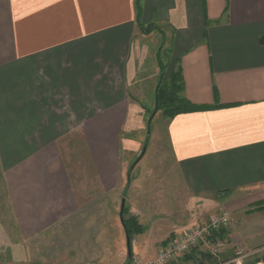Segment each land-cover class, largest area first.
I'll use <instances>...</instances> for the list:
<instances>
[{
  "label": "crops",
  "instance_id": "1",
  "mask_svg": "<svg viewBox=\"0 0 264 264\" xmlns=\"http://www.w3.org/2000/svg\"><path fill=\"white\" fill-rule=\"evenodd\" d=\"M161 64L201 108L156 112L145 153L157 158L135 183L160 179L175 209L180 194L185 213L168 222L178 236L224 211L231 244H264V206L253 210L264 202V0H0V158L14 164L6 189L23 239L76 205L67 138L92 147L79 161L101 194L118 190L120 132L154 109Z\"/></svg>",
  "mask_w": 264,
  "mask_h": 264
},
{
  "label": "rangeland",
  "instance_id": "2",
  "mask_svg": "<svg viewBox=\"0 0 264 264\" xmlns=\"http://www.w3.org/2000/svg\"><path fill=\"white\" fill-rule=\"evenodd\" d=\"M165 69L166 67L164 71ZM170 73V69L164 73L166 79ZM152 111L145 115L140 130L135 129L137 124L134 123L128 126L129 128L124 127L120 132L117 158H120L121 183L117 191L104 190L101 194L90 162L86 169L84 162L79 161V158H92V147L85 148L81 142L76 141L75 136L64 141L63 158L73 181L77 202L71 212L55 226L45 228L32 237L23 239L16 227L5 179L6 167L9 170V166L14 164L9 159L7 162L10 163L6 166L5 161L2 162L0 158V264H127L126 234L120 219L118 221V215L120 218L122 214L126 218H134L138 224L139 220L152 223L149 230L140 224L144 228L143 232L131 237V256L128 264H145L153 260L163 244L178 237V233L171 232L172 228L168 227V222H171V213L175 212L178 215L185 213L184 200L180 194L179 197L177 195L175 209L174 204L165 198V191L168 190L160 187V179L155 181L154 187L149 184L150 180L144 185L134 181L144 168L146 159L155 155L157 158V152L153 154V149L147 154L146 151L142 154L147 128L150 130V123L156 117V113L150 117ZM110 134L111 132H105V137H111ZM105 143L107 144V141ZM7 148L15 150L14 147ZM9 150L5 149V153L10 154ZM110 151L111 147L104 145L103 158H113ZM155 171L159 176V169L156 168ZM131 182L134 184L128 195L127 188ZM126 190L127 193L124 194ZM135 194V198L132 197ZM122 199L125 200L123 210ZM263 206L264 202L253 210H260ZM221 213L226 212H207L188 230ZM155 223L159 224L157 226L159 229L153 227ZM228 226L229 224L221 227L205 242L167 264H264V244L254 248L233 245L226 236Z\"/></svg>",
  "mask_w": 264,
  "mask_h": 264
},
{
  "label": "trees",
  "instance_id": "3",
  "mask_svg": "<svg viewBox=\"0 0 264 264\" xmlns=\"http://www.w3.org/2000/svg\"><path fill=\"white\" fill-rule=\"evenodd\" d=\"M164 66L161 67V75L155 89L154 109L150 114L152 117L157 111H160L164 117H174L181 113H187L200 109L201 107L191 104L183 95V81L180 70L172 71L166 79ZM149 127V126H148ZM146 142V140H145ZM123 210V208H122ZM121 225L125 234L131 237L143 232L144 228L132 217L120 216ZM128 264V263H127Z\"/></svg>",
  "mask_w": 264,
  "mask_h": 264
},
{
  "label": "built area",
  "instance_id": "4",
  "mask_svg": "<svg viewBox=\"0 0 264 264\" xmlns=\"http://www.w3.org/2000/svg\"><path fill=\"white\" fill-rule=\"evenodd\" d=\"M228 224L229 217L226 213L213 216L207 221H203L200 225L185 231L180 236L163 244L156 257L145 264H167L200 243L205 242L207 238L217 233L221 227Z\"/></svg>",
  "mask_w": 264,
  "mask_h": 264
},
{
  "label": "water",
  "instance_id": "5",
  "mask_svg": "<svg viewBox=\"0 0 264 264\" xmlns=\"http://www.w3.org/2000/svg\"><path fill=\"white\" fill-rule=\"evenodd\" d=\"M149 122H150V120H149ZM146 144H147V140H146V142H145V144H144V147H143V149H142V154L145 152V149H146ZM123 201H122V208H123ZM126 251H127V262L126 263H128V261H129V259H130V256H131V247H130V240H129V237L126 235Z\"/></svg>",
  "mask_w": 264,
  "mask_h": 264
}]
</instances>
